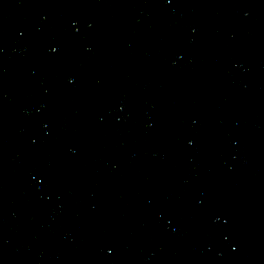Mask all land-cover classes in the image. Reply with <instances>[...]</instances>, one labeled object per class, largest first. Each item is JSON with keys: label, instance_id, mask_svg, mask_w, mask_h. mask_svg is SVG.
Returning a JSON list of instances; mask_svg holds the SVG:
<instances>
[{"label": "water", "instance_id": "water-1", "mask_svg": "<svg viewBox=\"0 0 264 264\" xmlns=\"http://www.w3.org/2000/svg\"><path fill=\"white\" fill-rule=\"evenodd\" d=\"M0 264H264V0H0Z\"/></svg>", "mask_w": 264, "mask_h": 264}]
</instances>
